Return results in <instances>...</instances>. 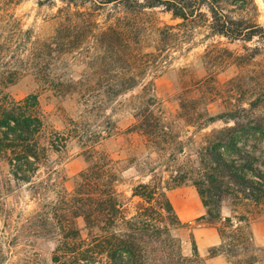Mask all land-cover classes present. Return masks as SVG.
<instances>
[{"label":"trees","instance_id":"obj_1","mask_svg":"<svg viewBox=\"0 0 264 264\" xmlns=\"http://www.w3.org/2000/svg\"><path fill=\"white\" fill-rule=\"evenodd\" d=\"M62 1L74 6L79 2ZM106 3L122 6L134 17L145 14L146 9L162 8L174 19L183 20L184 25L158 28L157 45L161 48L157 46L155 51L146 52L147 29L124 27L117 22L100 26L93 11H64L69 22L54 37L57 39L64 31L63 53H72L92 40L97 49L93 65L97 61L103 69L96 73L97 80L109 82L106 86L111 100L140 89L139 94L130 98L133 122L122 129L108 119L104 130L107 136L97 135L101 139L84 146L88 166L74 177L72 190L62 183L65 178L60 181L55 169H49L46 178L39 177L41 165L49 163L52 154L62 152L67 139L54 129L52 133L48 131L38 97L30 95L17 101L0 92V162L8 168L1 192L10 194L12 183L17 188L28 185L32 197L39 202L38 210L19 221L13 218V211L4 210L0 264L10 262L18 248L21 255L15 256L17 259L12 264H40L42 258L37 251L40 241L55 244L52 264H207L195 241L191 254L186 255L182 240L175 234L189 224L179 218L168 192L188 183L197 189L207 210L206 216L198 221L208 219L209 223L221 224L217 227L221 244L210 250V257L224 255L233 259L234 264H264V249L253 243L247 230L248 217L240 216L239 222L233 224L230 218L222 222L220 214L229 196L237 204L242 200L256 204L264 201V166L255 168L250 163L252 155L244 156V152H249L248 147L259 150L258 145L264 144V115L250 116V110L243 107L212 115L207 106L198 112L182 100L178 115L170 119L160 110L157 93V79L164 73L158 72L162 66L157 58L167 48L165 39L176 36L171 32L173 29L188 23L198 25L203 20L213 36L244 42L256 37L264 39V26L256 20L254 0H109ZM248 10L253 15H235L236 11ZM3 48L0 42V58ZM52 48V44L38 39L33 54L35 61L44 63L43 52H51ZM36 73L43 80L48 77L45 72ZM18 74L2 72L0 78L7 75L3 82L13 83ZM89 76L84 72L80 84L90 81ZM87 92L90 91L85 88L81 95ZM257 99L250 105H262L264 93ZM180 120L199 131L217 121H234V126L204 134L205 142L187 157L182 125L177 122ZM240 127L247 133L245 139L239 134ZM112 136L121 139L123 152L127 149L124 158L113 159L97 148L102 140ZM145 151L148 155L143 159ZM186 158L187 162L183 160ZM132 168L141 178L131 188L135 202L130 205L121 198L118 184L120 173ZM50 192L56 199L47 202Z\"/></svg>","mask_w":264,"mask_h":264},{"label":"rangeland","instance_id":"obj_2","mask_svg":"<svg viewBox=\"0 0 264 264\" xmlns=\"http://www.w3.org/2000/svg\"><path fill=\"white\" fill-rule=\"evenodd\" d=\"M108 1L79 0L78 5L74 6L62 0H0V42L4 46L0 58V76L2 72H19L13 83L3 82L2 79L7 75L0 78V92L17 101L30 95L38 97L48 131L52 133L54 129L67 139L62 152L52 154L50 162L41 165L39 177L46 178L48 170L55 169L60 181L65 178L62 183L69 190L73 188L74 177L88 166L83 154L84 146H90L93 141L101 139L97 138V135L107 136L104 130L108 119L117 122L122 129L133 122L134 111L130 98L139 94L140 89L111 100L112 95L108 94L109 89L106 86L109 82L99 83L97 80L96 73L103 69L97 61L93 65L97 49L92 40L83 43L72 53H63L66 42L63 39L64 31L57 39L54 40V37L58 29H62V26L69 22L63 15L64 11H93L100 26L117 22L124 27H143L147 29L144 42L146 52L155 51L157 46L161 48L157 45L158 28L183 24V20L174 19L162 8L146 9L145 14L134 17L122 6L106 3ZM254 2L257 7L256 20L264 26V0ZM235 15L251 16L253 11H236ZM71 19L72 22L76 21L75 17ZM199 22L198 25L188 23L173 29L171 32L176 36L165 39L167 48L161 53L158 52L160 56L157 59L161 61L162 66L158 72H164L157 79L160 110L166 117L175 119L180 102L186 100L189 107L198 112L207 106L212 115L242 107L250 110V116L264 115V103L250 105L258 101V96L264 93V39L256 37L251 42H244L213 36L208 23L203 20ZM38 39L53 46L51 52H43L46 55L44 63H40L38 59L35 61L33 55ZM36 72H45L48 77L43 80ZM84 72L90 75V81L81 85L80 76ZM85 88L90 92L81 95ZM177 122L182 125L187 157L205 142L204 134L214 129L234 126V121H217L199 131L194 126H185L183 120ZM239 130L240 136L245 139L247 133L243 132L241 127ZM84 140H87V143L83 142ZM121 145V139L112 136L102 140L97 148L104 150L113 159H121L127 151L125 149L124 154ZM258 146L259 150L248 147L249 152H244L246 158L248 154L252 155L250 163L255 168L264 166V144ZM138 153H141V149ZM147 155L148 152L145 151L143 159ZM183 160L187 162V158ZM242 163L245 164L246 161ZM7 175V166L0 162V229L4 227V210L13 211V218L19 221L39 208V202L32 197L28 185L17 188L12 183L10 194H5V190L1 192ZM120 178L118 190L122 193L121 198L132 205L135 200L131 198V188L141 177L132 168L120 173ZM168 196L179 218L189 224L188 227L175 232L182 240L184 253L191 254L192 241H195L207 264H234L233 259L230 260L224 255L214 257L216 260L210 257V250L221 244L217 230L221 224L217 221L209 223L208 219L198 221L202 216H206L207 210L197 189L188 183L170 190ZM53 199H56V195L50 192L47 202ZM220 214L222 222L225 218H230L233 224L239 222L240 216H247V230L253 243L264 249V201L256 204L242 200L237 204L233 196H229L223 203ZM54 248L55 244L51 241L38 242L37 251L42 258L40 264H52L51 254ZM19 250L20 248L15 249L12 259L6 264L14 263L21 255Z\"/></svg>","mask_w":264,"mask_h":264},{"label":"crops","instance_id":"obj_3","mask_svg":"<svg viewBox=\"0 0 264 264\" xmlns=\"http://www.w3.org/2000/svg\"><path fill=\"white\" fill-rule=\"evenodd\" d=\"M216 258V257H215ZM215 258H213L212 260H216Z\"/></svg>","mask_w":264,"mask_h":264}]
</instances>
